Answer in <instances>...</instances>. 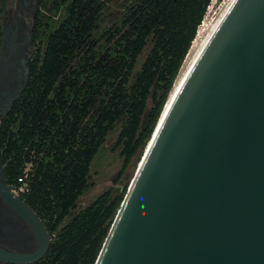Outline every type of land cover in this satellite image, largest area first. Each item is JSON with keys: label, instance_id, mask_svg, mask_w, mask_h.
Returning a JSON list of instances; mask_svg holds the SVG:
<instances>
[{"label": "trees", "instance_id": "16d2710c", "mask_svg": "<svg viewBox=\"0 0 264 264\" xmlns=\"http://www.w3.org/2000/svg\"><path fill=\"white\" fill-rule=\"evenodd\" d=\"M110 0H42L38 50L7 115L5 176L29 164L19 192L51 235L30 264H94L210 0H130L99 32ZM43 30V31H41ZM147 50L142 61L140 57ZM122 166L113 184L75 211L110 133Z\"/></svg>", "mask_w": 264, "mask_h": 264}, {"label": "water", "instance_id": "95a60500", "mask_svg": "<svg viewBox=\"0 0 264 264\" xmlns=\"http://www.w3.org/2000/svg\"><path fill=\"white\" fill-rule=\"evenodd\" d=\"M165 103L94 264H264V0L234 1L159 124ZM10 201L38 247L0 256L34 263L51 235Z\"/></svg>", "mask_w": 264, "mask_h": 264}, {"label": "flooded vegetation", "instance_id": "af4514ba", "mask_svg": "<svg viewBox=\"0 0 264 264\" xmlns=\"http://www.w3.org/2000/svg\"><path fill=\"white\" fill-rule=\"evenodd\" d=\"M42 12V0H0V251L7 253H30L38 247L29 223L10 201L11 195L26 204L5 176L7 138L1 128L26 87L38 50ZM0 264L15 263L0 256Z\"/></svg>", "mask_w": 264, "mask_h": 264}, {"label": "rangeland", "instance_id": "374dc122", "mask_svg": "<svg viewBox=\"0 0 264 264\" xmlns=\"http://www.w3.org/2000/svg\"><path fill=\"white\" fill-rule=\"evenodd\" d=\"M126 1L128 2L130 0H110L106 2V7L98 21L99 32L108 28L113 21L116 20L120 15V11L124 5L123 3ZM227 1L228 0H211L200 24H202V22L209 23L211 20L218 17L220 13L219 11L222 10ZM146 52L147 50L141 55L140 62ZM116 135V131L109 134L106 142L93 159L89 179L92 184L78 199L76 208L73 211L86 206L96 197V195L113 184L114 178L122 166V157L120 156L119 151L113 150ZM136 166L137 162L133 160L132 163L126 167L124 173L120 176V181L122 183H130Z\"/></svg>", "mask_w": 264, "mask_h": 264}, {"label": "bare ground", "instance_id": "6f19581e", "mask_svg": "<svg viewBox=\"0 0 264 264\" xmlns=\"http://www.w3.org/2000/svg\"><path fill=\"white\" fill-rule=\"evenodd\" d=\"M235 0H228L221 11H219L218 17L211 20L209 23L202 22L200 26L198 27V30L196 32V36L193 39L191 46L184 58V61L182 63V66L180 67L178 71V75L174 81L173 87L166 99V103L163 109V112L161 114V118L159 121V124L163 119L165 118L167 112L169 111L171 104L174 101L175 96L177 95V92L179 91L183 81L191 71L192 67L196 63L198 57L202 53L203 49L207 45L209 39L213 35L214 31L217 29V27L220 25L222 20L224 19L225 15L233 5Z\"/></svg>", "mask_w": 264, "mask_h": 264}, {"label": "built area", "instance_id": "2783aa9c", "mask_svg": "<svg viewBox=\"0 0 264 264\" xmlns=\"http://www.w3.org/2000/svg\"><path fill=\"white\" fill-rule=\"evenodd\" d=\"M209 4L207 5V8H208ZM207 8H206V10H207ZM28 168H29V164H26L23 173L17 177L18 185L14 186V188H13L15 193L23 192L24 190H26L28 188V174H27Z\"/></svg>", "mask_w": 264, "mask_h": 264}]
</instances>
